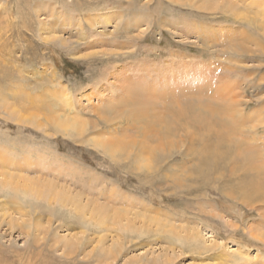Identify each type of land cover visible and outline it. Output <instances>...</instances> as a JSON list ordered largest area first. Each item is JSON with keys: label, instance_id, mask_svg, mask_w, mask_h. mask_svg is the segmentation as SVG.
<instances>
[{"label": "rangeland", "instance_id": "rangeland-1", "mask_svg": "<svg viewBox=\"0 0 264 264\" xmlns=\"http://www.w3.org/2000/svg\"><path fill=\"white\" fill-rule=\"evenodd\" d=\"M243 156L264 165V0H0V264H264Z\"/></svg>", "mask_w": 264, "mask_h": 264}, {"label": "bare ground", "instance_id": "bare-ground-1", "mask_svg": "<svg viewBox=\"0 0 264 264\" xmlns=\"http://www.w3.org/2000/svg\"><path fill=\"white\" fill-rule=\"evenodd\" d=\"M245 38H248V40L251 39V37L245 35ZM219 93H217L218 95ZM147 96H141L138 93H132V95L129 97L127 100V104L131 105V102L135 106H140L141 104H145L146 107L148 108V104L150 102L147 101L146 99ZM146 108V112H141L135 110V119H147L145 115H148V109ZM235 109H232V111ZM230 111L229 107H224V106H217L214 104L210 105H205V106H195V105H181L180 108L174 112V116L177 120L182 121L186 125L190 124L191 127H195L198 125L200 126H205L207 128H210V124L214 123L211 119L212 116L220 115L223 113H228ZM226 126L225 128L228 129L229 133H235L236 132V126L232 123H225ZM63 125V123L61 124ZM69 126L73 129L77 127V129L80 130L82 124H79L78 122H72L69 124ZM149 129H152V127ZM166 129H172V126L168 124ZM166 133L169 132V130L165 131ZM161 133V131H160ZM162 135V134H161ZM120 143V142H119ZM118 142H113V143H107L106 145L111 147L112 149H118L122 150V146ZM119 144V145H118ZM212 158H217L218 160L219 156H210ZM221 158H226V156H221ZM258 156H243V165L246 167V170L251 173L249 177L246 179H243L239 188L240 190L244 193L243 197L246 198L247 200H264V165L261 163H258L259 161L257 160ZM243 169V168H242ZM0 184L3 187H6L4 184V181H0ZM8 185L10 183H7ZM42 186L44 185H39V184H33L30 183L28 185H25V192L30 195H39L40 193H43ZM45 187V186H44ZM49 189H52V186L48 187ZM243 188V190H242ZM56 193V192H55ZM71 205H75V201H71ZM86 206H81L80 211L84 214ZM96 210V207H95Z\"/></svg>", "mask_w": 264, "mask_h": 264}]
</instances>
